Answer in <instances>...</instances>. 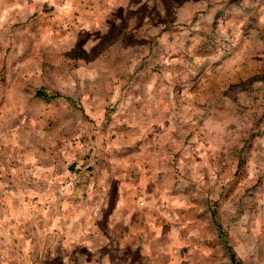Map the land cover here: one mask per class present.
I'll return each mask as SVG.
<instances>
[{"label":"rangeland","instance_id":"374dc122","mask_svg":"<svg viewBox=\"0 0 264 264\" xmlns=\"http://www.w3.org/2000/svg\"><path fill=\"white\" fill-rule=\"evenodd\" d=\"M0 264H264V0H0Z\"/></svg>","mask_w":264,"mask_h":264},{"label":"trees","instance_id":"16d2710c","mask_svg":"<svg viewBox=\"0 0 264 264\" xmlns=\"http://www.w3.org/2000/svg\"><path fill=\"white\" fill-rule=\"evenodd\" d=\"M36 95L40 96V97H45L47 94L44 91H42V90H38L36 92ZM229 250L231 251V253H230L231 254V258L234 259L235 258L234 253L232 252L231 248H229Z\"/></svg>","mask_w":264,"mask_h":264}]
</instances>
